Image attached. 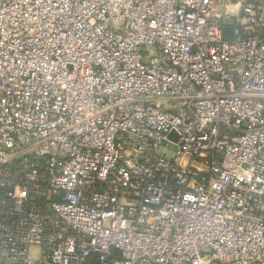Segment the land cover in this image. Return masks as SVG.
Masks as SVG:
<instances>
[{"label": "built area", "instance_id": "2783aa9c", "mask_svg": "<svg viewBox=\"0 0 264 264\" xmlns=\"http://www.w3.org/2000/svg\"><path fill=\"white\" fill-rule=\"evenodd\" d=\"M0 264H264V0H0Z\"/></svg>", "mask_w": 264, "mask_h": 264}, {"label": "water", "instance_id": "95a60500", "mask_svg": "<svg viewBox=\"0 0 264 264\" xmlns=\"http://www.w3.org/2000/svg\"><path fill=\"white\" fill-rule=\"evenodd\" d=\"M227 23L230 24V25H233L234 24V20L230 19ZM224 31H225V37L226 38H231L232 37V28L226 27ZM172 138H176V136L172 135Z\"/></svg>", "mask_w": 264, "mask_h": 264}]
</instances>
